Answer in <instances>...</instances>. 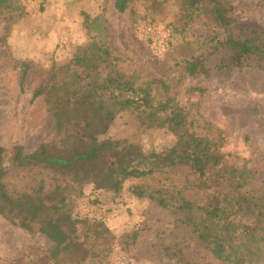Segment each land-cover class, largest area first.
I'll return each mask as SVG.
<instances>
[{"label": "rangeland", "instance_id": "obj_1", "mask_svg": "<svg viewBox=\"0 0 264 264\" xmlns=\"http://www.w3.org/2000/svg\"><path fill=\"white\" fill-rule=\"evenodd\" d=\"M121 1L124 10L117 7ZM228 1L233 6L232 33L264 47V0ZM83 13L100 16L105 22L90 33ZM6 16L11 18L9 24ZM149 20L172 29L168 52L158 55L149 47L142 34ZM226 35L215 20L214 4L208 0L195 16L183 0H16L14 10L0 15V144L22 143L33 151L39 143L53 138L57 122L70 123L85 133L102 131L104 121L94 114H114L96 86L102 55L94 42L103 38L118 58L116 69L136 75L139 82L163 78L186 110L224 131V159L238 164L247 161L258 177L264 178V65L253 60L244 67L233 66L230 51L215 47ZM194 55L206 60L209 76L186 72V61ZM24 59L35 64L25 79L18 64ZM54 64L72 65L73 71L63 80L54 77L48 93L33 99L40 82L38 74ZM155 95L164 96L161 86H155ZM110 132L151 148L165 147L175 140L166 128L139 127L136 118L126 112L114 121ZM87 192L73 196L60 210L54 205L62 194L46 199L35 222L36 228L45 226L43 217L47 216L53 223L44 231L29 232L0 215V264H8L20 254L24 264H68L70 248L79 241L96 250L97 255L88 257L85 264H115L121 255L134 264H222L202 250L192 230L172 228L170 213L158 207L151 210L153 225L147 224L134 244L96 238L89 230L90 220L101 218L102 213ZM57 226L73 238L65 247L46 234ZM121 226L118 223L114 229ZM174 243L182 248V260L169 254L167 247ZM106 246L110 252L105 254Z\"/></svg>", "mask_w": 264, "mask_h": 264}, {"label": "trees", "instance_id": "obj_2", "mask_svg": "<svg viewBox=\"0 0 264 264\" xmlns=\"http://www.w3.org/2000/svg\"><path fill=\"white\" fill-rule=\"evenodd\" d=\"M204 1L183 0L191 16L197 15ZM208 1L214 4L215 20L227 32L224 41L217 40L216 49L229 50L233 66L244 67L253 60L264 65V47L232 33L233 6L229 1ZM117 5L124 10L123 1ZM15 8L16 0H0V15ZM83 15L90 33L105 22L100 16ZM10 19L5 17L8 24ZM103 29L107 31L106 26ZM9 30L8 25L6 32ZM94 43L102 55L96 86L114 114H94L104 121L100 133L81 132L70 123L57 122L53 138L39 143L33 151L22 143L0 144V215L29 232L44 231L53 222L47 216L43 217L46 227L36 228L35 222L46 199L62 194L54 205L60 210L70 198L88 190L102 213L101 218L90 220L89 230L104 242L116 238L125 246L134 244L147 224H152L151 210L158 207L170 213L172 228L192 230L197 244L216 261L264 264V178L260 179L247 161L238 164L224 159V131L186 110L163 78L139 82L136 75L115 68L118 58L107 41L101 38ZM18 64L23 79L35 66L28 59ZM72 67L54 64L42 69L32 98L47 94L52 79H65ZM185 67L191 76L211 74L201 55L192 56ZM156 85L164 91L162 98L155 95ZM124 112L131 113L139 127L170 130L174 142L151 148L130 137L111 134L114 121ZM118 223L122 226L114 229ZM59 227L46 234L65 247L73 238ZM104 249L105 254L110 252V247ZM167 249L172 257L182 260V248L177 244ZM93 251L76 242L70 248L68 264H85L88 257L97 255ZM21 258L22 254L8 264H24Z\"/></svg>", "mask_w": 264, "mask_h": 264}, {"label": "built area", "instance_id": "obj_3", "mask_svg": "<svg viewBox=\"0 0 264 264\" xmlns=\"http://www.w3.org/2000/svg\"><path fill=\"white\" fill-rule=\"evenodd\" d=\"M142 34L155 54L159 55L169 51L173 35L172 29L154 20H149L143 25ZM115 264H134V262L126 255H121Z\"/></svg>", "mask_w": 264, "mask_h": 264}]
</instances>
